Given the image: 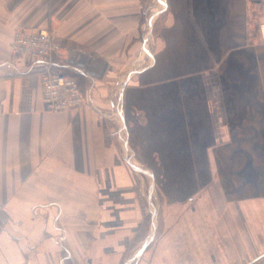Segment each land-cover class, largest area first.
Listing matches in <instances>:
<instances>
[{
    "label": "crops",
    "instance_id": "1",
    "mask_svg": "<svg viewBox=\"0 0 264 264\" xmlns=\"http://www.w3.org/2000/svg\"><path fill=\"white\" fill-rule=\"evenodd\" d=\"M254 10L246 0H164L146 54L142 0H0V264H177L160 233L144 248L149 236H138L128 256L118 249L144 217L127 155L161 177L177 233L203 234L187 264L200 251L209 253L199 264H264V42ZM36 27L59 44L80 106L45 109L38 63L10 56L13 32ZM139 49L149 60L134 65ZM130 72L125 134L114 87Z\"/></svg>",
    "mask_w": 264,
    "mask_h": 264
},
{
    "label": "rangeland",
    "instance_id": "2",
    "mask_svg": "<svg viewBox=\"0 0 264 264\" xmlns=\"http://www.w3.org/2000/svg\"><path fill=\"white\" fill-rule=\"evenodd\" d=\"M142 8L143 13L142 15H139V23H142L143 28V35L149 34V40L146 42V54H150L151 50V38L154 37V33L156 29L158 28L159 23L162 21V15L164 14V0H142ZM256 11V12H255ZM253 13H255L252 17V25H254L257 28V25L264 21V14H257L259 11L258 8ZM36 28H45L50 33L51 31L46 27H36ZM36 28H22V29H29L33 30ZM152 30V31H151ZM150 32H152V35H150ZM52 35V33H51ZM139 53V54H138ZM141 50L139 49L136 54H134V65L139 64V61L141 63L142 59L144 61L149 60V58L146 56ZM138 59V60H137ZM138 61V62H137ZM40 75V74H39ZM123 79H120L119 83L116 84V86L113 84L112 86L115 89V95H114V107H115V114L119 117V114L117 113L118 104H117V98L116 95L118 94V91L121 88ZM113 90V89H112ZM116 99V100H115ZM120 119V118H119ZM119 124V120H118ZM123 150V147L121 148ZM126 159L133 163L136 167L140 168L141 171H134L133 178H134V185L138 188L141 203L144 207V217L142 216L140 223L137 225L134 233L133 238L129 240H123L118 241V244H124L123 247H118V249L121 251H127L128 254H131L137 248L139 243L136 238L140 236L143 233L147 232V236H150L153 232L156 234L155 237H157L158 233H160V237H164L166 240L167 245L171 249L169 253L174 251L176 260L179 261L177 264H187L189 263V251H194L196 249V242L202 241L203 244V234H199L197 231V234L194 233V235L188 234L187 231H182L181 233H177L175 229V225L172 224L173 215L170 210H168V207H166V201L164 202V197L162 192H160V179L161 177L154 176L150 171L143 170L139 164L135 162L134 159L130 160V157L127 155ZM165 203V204H164ZM189 205V204H188ZM191 207L189 205V208L186 206L185 211H190ZM162 211H164V215L162 214ZM183 211V212H185ZM193 215V213H192ZM198 219L203 220V213L199 211V213L195 214ZM160 219V220H159ZM156 225V229H154V226ZM201 231V230H200ZM145 238V237H144ZM175 243L177 246L173 248L171 245ZM147 246V245H146ZM145 246V247H146ZM149 247V246H148ZM151 247V246H150ZM195 247V249H194ZM130 252V253H129ZM153 252V251H152ZM245 255L246 253H251V251H242ZM205 253H209V251H200L199 255L196 256V263L199 264V260L204 259ZM171 258V255H170ZM172 261V258H171ZM236 263H241V257L239 260H235ZM194 263V262H193ZM191 263V264H193Z\"/></svg>",
    "mask_w": 264,
    "mask_h": 264
},
{
    "label": "built area",
    "instance_id": "3",
    "mask_svg": "<svg viewBox=\"0 0 264 264\" xmlns=\"http://www.w3.org/2000/svg\"><path fill=\"white\" fill-rule=\"evenodd\" d=\"M246 1L250 8L255 10L258 8L257 14H264V0ZM263 27L264 21L257 25V32L262 42H264ZM9 53L17 61L38 63L40 100L45 109L63 111L84 103V95L75 77L60 68L58 60L60 46L53 40L47 29L15 30L10 40Z\"/></svg>",
    "mask_w": 264,
    "mask_h": 264
},
{
    "label": "water",
    "instance_id": "4",
    "mask_svg": "<svg viewBox=\"0 0 264 264\" xmlns=\"http://www.w3.org/2000/svg\"><path fill=\"white\" fill-rule=\"evenodd\" d=\"M148 37H149V34H146V35H144V37L142 38V41H143V44H142V46H141L142 51L145 50V42H146V40L148 39ZM133 71H135V69L132 70L131 72H133ZM131 72L128 73V75H127V76L124 78V80L122 81L121 88H120V90L118 91V94H117V98H118V101H117V104H118L117 113L119 114V118H120L121 124H122V126H123L124 133H125V131H126V128H125L124 117H123V113H122L121 90H122L123 85H124V84L126 83V81L128 80V78H129ZM125 134H126V133H125ZM126 142H127V141H126V138H125V147L127 148V143H126ZM125 161H126L127 165L130 167L131 170H134V171H137V170H138V171H141L140 168L136 167L133 163H131L130 161H128L126 158H125ZM152 235H153V234H151V235L149 236L148 240L142 245V248H144V247L147 245V243L152 239Z\"/></svg>",
    "mask_w": 264,
    "mask_h": 264
},
{
    "label": "bare ground",
    "instance_id": "5",
    "mask_svg": "<svg viewBox=\"0 0 264 264\" xmlns=\"http://www.w3.org/2000/svg\"><path fill=\"white\" fill-rule=\"evenodd\" d=\"M262 32H263V34H264V27L262 28Z\"/></svg>",
    "mask_w": 264,
    "mask_h": 264
}]
</instances>
